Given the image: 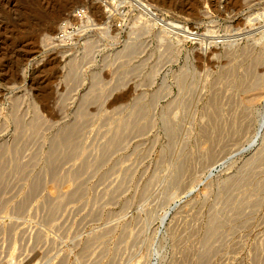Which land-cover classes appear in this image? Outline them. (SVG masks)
Instances as JSON below:
<instances>
[{
	"label": "rangeland",
	"instance_id": "obj_1",
	"mask_svg": "<svg viewBox=\"0 0 264 264\" xmlns=\"http://www.w3.org/2000/svg\"><path fill=\"white\" fill-rule=\"evenodd\" d=\"M47 1L0 0V264H264V0Z\"/></svg>",
	"mask_w": 264,
	"mask_h": 264
},
{
	"label": "built area",
	"instance_id": "obj_2",
	"mask_svg": "<svg viewBox=\"0 0 264 264\" xmlns=\"http://www.w3.org/2000/svg\"><path fill=\"white\" fill-rule=\"evenodd\" d=\"M100 3H104V5H108L110 0H96ZM136 6L141 10L140 6H142V1L141 0H135ZM108 7V6H107ZM73 16L77 17L80 22L85 21V22H90V19L92 18L90 11L86 7H78L75 9ZM157 16V14L155 15ZM69 22V23H68ZM69 20H66L62 22L59 31L52 35V41L55 44H63L64 42L71 40L73 34L78 31L79 27H74L72 23ZM68 33H71L72 36L71 38H67Z\"/></svg>",
	"mask_w": 264,
	"mask_h": 264
},
{
	"label": "bare ground",
	"instance_id": "obj_3",
	"mask_svg": "<svg viewBox=\"0 0 264 264\" xmlns=\"http://www.w3.org/2000/svg\"><path fill=\"white\" fill-rule=\"evenodd\" d=\"M46 1H47V0H46ZM47 2H48V1H47ZM61 2H62V1H61ZM51 3H52V2H51ZM62 3H63V2H62ZM64 3H65V2H64ZM49 4H50V3H49ZM44 6H45V5H44ZM51 6H52V4H51ZM54 6H55V7H54L53 9L50 10L51 13H50V12H48V13H49V14H54V12H55V13H56V14H54L55 18H56V19H57V18H61V15H62V12H61V11H62V8L65 7V6L67 7V4H61V3H57V2H56ZM68 6H69V5H68ZM52 7H53V6H52ZM49 8H50V7H49ZM97 8H99V7H96V9H97ZM46 9H47V8H46ZM63 9H64V8H63ZM67 10H68V9H67ZM97 10H98V9H97ZM38 11H39V10H38ZM42 11H43V10H42ZM65 11H66V10H65ZM40 12H41V10H40ZM34 13H35V12H34ZM63 13H64V12H63ZM46 14H47V13H46ZM43 16H46V15L43 14ZM47 16H48V15H47ZM54 16H53V17H54ZM63 16H64V15H63ZM66 16H67V14H66ZM70 16H71V15H70ZM37 17H38V15H37ZM53 17H52V18H53ZM48 18H49V16H48ZM41 20H42V19H41ZM93 20H94V19H90V22L93 21ZM46 21H48V20H46ZM49 21H50V20H49ZM57 21H58V20H57ZM57 21H56V22H57ZM90 22H89V23H90ZM93 22H94V21H93ZM68 23H69V22H68ZM70 24H71V23H70ZM243 35H244V34H243ZM71 36H72V34H71V33H68L67 38H71ZM260 39H261V38H260ZM44 40H45L46 42H48V43H51V44L53 43V41H52V36H50V35H46ZM48 43H47V44H48ZM252 98H253V97H252ZM251 100H252V99H251ZM251 100H250V101H251ZM263 122H264V121H263Z\"/></svg>",
	"mask_w": 264,
	"mask_h": 264
},
{
	"label": "water",
	"instance_id": "obj_4",
	"mask_svg": "<svg viewBox=\"0 0 264 264\" xmlns=\"http://www.w3.org/2000/svg\"><path fill=\"white\" fill-rule=\"evenodd\" d=\"M246 149V148H245ZM244 150V149H243Z\"/></svg>",
	"mask_w": 264,
	"mask_h": 264
}]
</instances>
